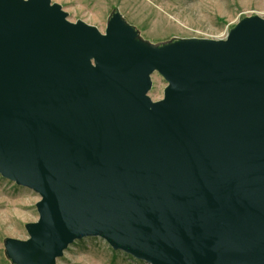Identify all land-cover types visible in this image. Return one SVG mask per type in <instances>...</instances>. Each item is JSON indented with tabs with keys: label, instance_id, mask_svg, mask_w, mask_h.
Masks as SVG:
<instances>
[{
	"label": "water",
	"instance_id": "water-1",
	"mask_svg": "<svg viewBox=\"0 0 264 264\" xmlns=\"http://www.w3.org/2000/svg\"><path fill=\"white\" fill-rule=\"evenodd\" d=\"M66 17L0 0V176L40 197L5 257L99 237L146 264H264V17L159 44L117 10L103 33Z\"/></svg>",
	"mask_w": 264,
	"mask_h": 264
},
{
	"label": "rangeland",
	"instance_id": "rangeland-1",
	"mask_svg": "<svg viewBox=\"0 0 264 264\" xmlns=\"http://www.w3.org/2000/svg\"><path fill=\"white\" fill-rule=\"evenodd\" d=\"M67 13L70 22L82 20L104 32L117 10L144 41L159 44L183 38H225L242 18L264 17V0H50ZM148 96L162 98L166 81L153 72ZM39 195L0 176V264H11L4 255L6 237L28 239L25 223L38 219ZM56 264H146L129 254L113 250L99 237L75 240Z\"/></svg>",
	"mask_w": 264,
	"mask_h": 264
},
{
	"label": "trees",
	"instance_id": "trees-1",
	"mask_svg": "<svg viewBox=\"0 0 264 264\" xmlns=\"http://www.w3.org/2000/svg\"><path fill=\"white\" fill-rule=\"evenodd\" d=\"M232 27H233V26H232ZM232 27H231V28H232Z\"/></svg>",
	"mask_w": 264,
	"mask_h": 264
}]
</instances>
